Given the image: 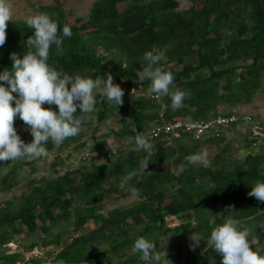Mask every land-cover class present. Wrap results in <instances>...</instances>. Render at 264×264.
<instances>
[{
  "label": "trees",
  "instance_id": "1",
  "mask_svg": "<svg viewBox=\"0 0 264 264\" xmlns=\"http://www.w3.org/2000/svg\"><path fill=\"white\" fill-rule=\"evenodd\" d=\"M119 1L123 0H96L91 16L79 25L68 22L59 0L53 5L35 7L57 22L58 28L71 26L72 36L61 37V50L57 51L55 45L50 47V66L68 75L94 80L105 79L108 73L120 87L143 90L148 95L133 99L130 104L122 97L123 103L116 106L97 94L92 113L75 114L81 125L93 123V117L98 123L114 110L122 114L121 126L113 133L122 140L124 148L118 147L122 151L116 156L110 152L106 161L51 179H31L26 183V192L5 200L0 208V264H15L32 247L49 244L59 247L54 261L60 264H103L111 261V254L125 255L124 263L133 264L141 259L135 249L131 250L136 238L157 243L167 219H180L187 213L193 222L191 230L204 239L198 245L199 252L188 255L183 264H220V256L205 240L211 231L209 220L215 216L217 223L222 222L228 206L239 222L264 217V202L247 195L257 180L264 181V153L250 150L243 158L233 159L232 153L226 152L229 144L225 143L223 132L194 143L186 137L183 141L148 138L153 147L151 156H147L144 151L135 150L132 131L135 128L147 135L149 127L161 121L160 112L169 119L187 120L231 115L232 111L220 113V108L250 101L261 91L264 0H193L200 2L201 7L196 8L193 3L184 10L177 9L176 0H124L127 4L119 10ZM5 31V43L0 46V71L11 67V53L22 55L29 51L25 42L32 35V29L22 19L8 21ZM153 48L163 54L160 64L174 76L171 87L185 93L181 108L173 110L168 96L152 93L150 81L141 82L139 73L123 63L130 59L142 68L146 63L144 53ZM51 107L56 110L55 105ZM13 124L15 128L23 126V131L16 130L17 133L25 143L31 142L27 126L18 118ZM245 129L244 144L250 147L258 139ZM84 134L81 129L59 146L48 141L45 147L47 151H61L75 140L81 141ZM219 144L221 152L214 154V163L186 164L185 157ZM145 159L149 161L146 169L137 172L140 161ZM181 163H185V169L177 175ZM25 164H30L29 159L0 163V191L19 184ZM134 172L136 175L125 181ZM128 195L134 196L131 205L104 210L108 201ZM89 221L94 223L91 230L84 227ZM57 224L65 230L54 234L52 229ZM66 225L73 233L85 232L63 244L60 237L67 232ZM22 233L32 239L26 247L7 245ZM260 237L261 242L254 247H264V235ZM46 260L33 257L22 264H44Z\"/></svg>",
  "mask_w": 264,
  "mask_h": 264
},
{
  "label": "clouds",
  "instance_id": "2",
  "mask_svg": "<svg viewBox=\"0 0 264 264\" xmlns=\"http://www.w3.org/2000/svg\"><path fill=\"white\" fill-rule=\"evenodd\" d=\"M12 18L11 0H0V46L6 39L7 22ZM32 35L25 45L29 51L23 54L11 53V67L0 71V163L16 159H33L45 157L48 152L45 144L51 141L59 146L65 139L76 136L81 130V119L76 113L90 114L94 111L96 95L106 98L110 103L120 106L123 103L124 90L113 82L112 75L103 80L84 77L79 74L68 75L56 70L48 63L50 47L55 45L61 50L62 39L72 36L71 26L64 24L58 28L57 22L46 13H36L26 19ZM59 30V35H58ZM163 54L153 48L146 51V62L138 79L150 81V91L157 95L168 96L171 108L176 110L183 106L185 93L179 88H172L174 76L160 62ZM15 94V95H14ZM48 105L49 107H43ZM56 106V110L52 109ZM79 109V111H77ZM26 125V131L32 136L31 142L25 143L14 127V119ZM135 133V150L152 154V144L146 134L133 128ZM208 151L185 157L187 165L203 164L208 159ZM147 159L140 161L138 171H144ZM185 169V163L177 166L176 174ZM136 172L125 177L131 180ZM249 197L264 202V181L257 180ZM231 206L225 209L224 219L217 223L215 216L209 220L211 231L206 243L220 256V264H264V247H250L249 232L241 227L239 220L233 218ZM201 239L192 233L190 247L198 246ZM155 243L144 237H138L133 248L142 259L159 262L155 252Z\"/></svg>",
  "mask_w": 264,
  "mask_h": 264
},
{
  "label": "rangeland",
  "instance_id": "3",
  "mask_svg": "<svg viewBox=\"0 0 264 264\" xmlns=\"http://www.w3.org/2000/svg\"><path fill=\"white\" fill-rule=\"evenodd\" d=\"M55 0H11L12 4V18L11 20H26L30 15L40 13L36 6L39 5H53ZM62 4V8L68 15V22L72 25H79L88 19L94 10V3L96 0H59ZM145 1V0H144ZM178 3L177 9L184 10L188 9L193 5V0H176ZM127 4V1H119L117 3V8L122 10ZM196 8L201 7L200 2L194 3ZM103 53V52H102ZM122 63V62H120ZM126 67L140 73L141 66L134 64L130 59L123 62ZM99 80H103L99 78ZM124 90L123 97L126 100V104H130L133 99H144L147 97V92L143 90L133 91L125 86H121ZM15 95V94H14ZM43 106V105H42ZM232 111V113L239 116L249 115L256 121H259L264 126V87L261 91L256 93L250 101L238 103L233 107L223 106L220 108V113H227ZM123 117L122 114H118L115 110L112 112H107L106 116L100 122H96L93 119V123L81 125V129L85 134L81 137V141L75 140L72 144L61 151L52 150L47 151L48 154L45 157H37L29 159L30 164H25L21 168V179L17 186L8 191H0V208L3 207V203L7 199L18 196L22 191L26 192V183L31 179H40L45 177L46 179H51L52 177L62 174L67 171H73L76 169H82L84 166H89L91 163L97 161H106L111 152L113 156H116L124 148L122 145V140L117 137L113 130L119 129L121 122L119 119ZM245 125H237L230 127L224 133L226 140L225 143L229 144V149L226 150L227 154L232 153L233 159H240L246 156V154L251 150L254 152L264 153V137L257 140L255 144L250 147L244 144V131H246ZM245 129V130H244ZM16 130L23 131V126L19 125ZM247 133V132H246ZM32 138L28 139L31 141ZM122 145V146H121ZM121 147L122 149H118ZM132 147V146H131ZM128 147V148H131ZM222 145L209 146L207 149L209 155L208 159L203 164H196L205 166L209 163H214V154L221 152L220 148ZM102 151L105 153L100 154ZM28 193V192H27ZM134 201V196L128 195L126 197L116 198L108 201L104 205V210H110L113 207L131 205ZM193 222L190 219V215L183 214L182 218H168L167 223L164 228V232L159 236L157 243H155V252L159 256L158 264H183L188 255H194L198 253L199 246L190 247L193 243L190 240L192 233L198 235L195 231H192ZM241 227L247 228L249 232V240L252 244L250 247L260 241V235H264V217L258 219H248L240 222ZM61 225L57 224L53 227L52 233L56 234L65 229L60 228ZM86 229L91 230L94 227L93 221H89L85 224ZM178 227V231L175 228ZM66 231L60 237L63 244H67L71 241L73 236L81 235L85 232L73 233L71 227L66 225ZM39 233L41 229L39 228ZM35 238V237H34ZM31 237L25 233L19 235L16 241L13 242L14 246L23 248L28 245L31 241ZM264 243V240L262 241ZM104 248L103 246H101ZM58 246L54 244H49L45 247H38V257L46 258L44 264H60L54 261V256L58 250ZM206 248V247H205ZM133 251L134 248L132 247ZM207 252V250H206ZM27 253L24 252L23 255ZM111 261L104 262L103 264H125L127 261L126 256H117L111 254ZM87 264V263H81ZM133 264H157V262L152 259H138L134 261Z\"/></svg>",
  "mask_w": 264,
  "mask_h": 264
},
{
  "label": "built area",
  "instance_id": "4",
  "mask_svg": "<svg viewBox=\"0 0 264 264\" xmlns=\"http://www.w3.org/2000/svg\"><path fill=\"white\" fill-rule=\"evenodd\" d=\"M159 117L161 121L152 124L148 129L147 137L153 141H168L170 139L183 141L186 137L191 143H194L210 136H219L234 124L245 125L248 133L257 139L264 137V126L249 115L239 116L233 113L231 115L221 114L211 119L187 120L181 117L169 119L164 116L163 112H160ZM7 245L13 246V243ZM38 253V247L34 246L23 255L21 261H17L15 264H22L23 261L36 257Z\"/></svg>",
  "mask_w": 264,
  "mask_h": 264
}]
</instances>
